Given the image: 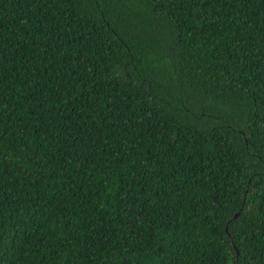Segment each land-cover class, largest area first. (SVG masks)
<instances>
[{"label": "trees", "instance_id": "1", "mask_svg": "<svg viewBox=\"0 0 264 264\" xmlns=\"http://www.w3.org/2000/svg\"><path fill=\"white\" fill-rule=\"evenodd\" d=\"M0 264H264V0H0Z\"/></svg>", "mask_w": 264, "mask_h": 264}, {"label": "water", "instance_id": "2", "mask_svg": "<svg viewBox=\"0 0 264 264\" xmlns=\"http://www.w3.org/2000/svg\"><path fill=\"white\" fill-rule=\"evenodd\" d=\"M238 215V212H236V214L234 215V217H236Z\"/></svg>", "mask_w": 264, "mask_h": 264}]
</instances>
